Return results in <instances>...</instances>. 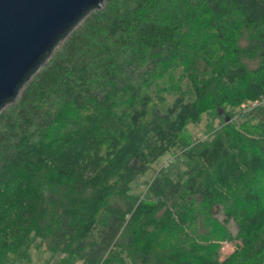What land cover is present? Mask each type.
<instances>
[{
  "label": "trees",
  "instance_id": "1",
  "mask_svg": "<svg viewBox=\"0 0 264 264\" xmlns=\"http://www.w3.org/2000/svg\"><path fill=\"white\" fill-rule=\"evenodd\" d=\"M263 97L264 0H104L0 110V264L33 237L51 264H260L264 103L259 133L227 124L129 185L201 112Z\"/></svg>",
  "mask_w": 264,
  "mask_h": 264
},
{
  "label": "water",
  "instance_id": "2",
  "mask_svg": "<svg viewBox=\"0 0 264 264\" xmlns=\"http://www.w3.org/2000/svg\"><path fill=\"white\" fill-rule=\"evenodd\" d=\"M104 0H0V110L63 36ZM264 264V260L260 263Z\"/></svg>",
  "mask_w": 264,
  "mask_h": 264
},
{
  "label": "rangeland",
  "instance_id": "3",
  "mask_svg": "<svg viewBox=\"0 0 264 264\" xmlns=\"http://www.w3.org/2000/svg\"><path fill=\"white\" fill-rule=\"evenodd\" d=\"M174 76V72H172ZM264 103V97L260 100L241 102L238 106L230 105L213 107L208 112H201L196 123H187L181 133L182 144L177 148L169 150L159 157L151 166L141 175L137 176L129 185V192L139 196H146L148 187L152 179L160 172L165 171L168 175L173 176L175 171H180L187 167L185 158L181 156L182 152L188 147L197 146L201 141L210 139L214 133L223 130L224 126L229 124L232 129L245 134L255 135L263 128L253 114L255 108ZM229 236L227 240L219 242L217 252L219 258L227 256L237 242L233 225L228 223ZM31 245L28 248V257L19 259L22 264H51L57 257L55 254L46 250V244L39 238L33 237ZM10 258H14L12 253H8ZM18 258V257H16ZM21 264V263H18ZM79 264V263H77Z\"/></svg>",
  "mask_w": 264,
  "mask_h": 264
}]
</instances>
